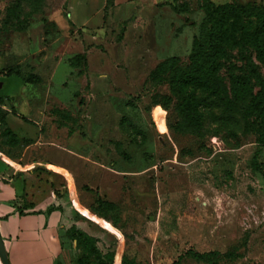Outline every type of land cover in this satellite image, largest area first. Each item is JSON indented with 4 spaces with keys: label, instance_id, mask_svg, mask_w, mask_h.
Returning a JSON list of instances; mask_svg holds the SVG:
<instances>
[{
    "label": "rangeland",
    "instance_id": "1",
    "mask_svg": "<svg viewBox=\"0 0 264 264\" xmlns=\"http://www.w3.org/2000/svg\"><path fill=\"white\" fill-rule=\"evenodd\" d=\"M228 2L264 10V0H0V78L34 76L6 83L4 104L33 142L27 159L54 165L29 171L24 196L62 207L57 263L104 264L75 227L105 264H264L259 121L221 124L218 100L199 91L204 128L193 132L181 121L184 94L171 95L168 77L150 80L167 57L188 66L206 5ZM224 47L227 86L250 63L264 74L253 45ZM98 198L118 209L98 215Z\"/></svg>",
    "mask_w": 264,
    "mask_h": 264
},
{
    "label": "trees",
    "instance_id": "2",
    "mask_svg": "<svg viewBox=\"0 0 264 264\" xmlns=\"http://www.w3.org/2000/svg\"><path fill=\"white\" fill-rule=\"evenodd\" d=\"M251 44L257 49L258 56L264 60V10L252 13L251 7L236 5L228 2L219 5H206V19L199 38L194 41L186 67L180 64L178 56H170L160 61L150 74L153 83L169 78V91L171 95L184 94L185 99L180 108L181 121L184 126L193 132L202 133L205 116L201 109L202 99L199 91L208 97L218 100L220 115L218 121L231 128L240 124V116L245 119L254 118L259 125L253 132L257 140L264 145V74L250 63L245 75H235L227 86L220 71L223 60L228 53L224 45ZM9 76L20 77L24 82H33L34 76L24 77L19 73ZM8 76V77H9ZM254 81V84L252 83ZM254 85L258 92H254ZM166 97L165 105L171 100ZM246 108L241 109V102L247 101ZM3 99H0L2 104ZM8 111L0 105V141L15 146L29 144L27 138H20L8 125ZM139 132V131H138ZM36 169V168H35ZM62 210L60 205H50L46 212ZM92 211L103 216L107 212L115 211L118 205L114 202L98 198L91 207ZM20 213L24 211L20 208ZM69 234L86 251L95 255L99 262L105 264L99 250L95 245L96 239L86 232L72 227ZM59 264V263H56ZM123 264H133L123 261ZM172 264H179L175 261Z\"/></svg>",
    "mask_w": 264,
    "mask_h": 264
},
{
    "label": "crops",
    "instance_id": "3",
    "mask_svg": "<svg viewBox=\"0 0 264 264\" xmlns=\"http://www.w3.org/2000/svg\"><path fill=\"white\" fill-rule=\"evenodd\" d=\"M25 83L20 77L5 76L0 78L1 107L8 111L7 122L10 125V116L16 118L19 111H15L4 104V99L10 94L3 90L6 83ZM21 122V121H20ZM21 123V127H23ZM11 129L20 137L12 127ZM28 139V138H27ZM30 140V139H29ZM33 145L18 144L10 146L0 141V231L8 251L11 264H56L62 251L60 228L63 227V214L61 210L46 212L54 203L26 201V178L35 168H50V162L28 160L27 153ZM35 164H40L36 165ZM45 164V165H44ZM24 213H20L19 209Z\"/></svg>",
    "mask_w": 264,
    "mask_h": 264
},
{
    "label": "water",
    "instance_id": "4",
    "mask_svg": "<svg viewBox=\"0 0 264 264\" xmlns=\"http://www.w3.org/2000/svg\"><path fill=\"white\" fill-rule=\"evenodd\" d=\"M0 86H1V83H0ZM0 263L1 264H11L1 231H0Z\"/></svg>",
    "mask_w": 264,
    "mask_h": 264
}]
</instances>
